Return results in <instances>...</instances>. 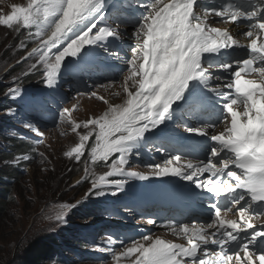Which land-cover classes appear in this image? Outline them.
<instances>
[{
	"label": "snow or ice",
	"instance_id": "obj_1",
	"mask_svg": "<svg viewBox=\"0 0 264 264\" xmlns=\"http://www.w3.org/2000/svg\"><path fill=\"white\" fill-rule=\"evenodd\" d=\"M134 3L138 16H118L111 23L114 0H28L26 6L13 4L10 13L0 14V25L17 31L22 27L26 40L35 43L21 57L33 61L22 75L39 72L48 88H54L64 73L87 70L98 50L126 64L123 81L109 77L93 85L119 84L126 97L123 103L109 104L91 91L87 95L108 104L102 115L76 122L71 119L76 105L59 112V121L79 136L65 156L79 163L92 140L84 176L77 182L90 183L85 197H116L132 180L163 177L189 182L195 195H204L206 217L159 224L186 243L159 235L135 239L109 233L100 250L113 264H264V227L251 222L264 216V0ZM215 18L246 24L242 35L248 43L241 44L228 29L212 26ZM121 24L132 26L135 41L131 56L125 58L110 47L126 34ZM26 47L21 41L20 48ZM236 49H244L245 55H234ZM19 80L13 77L14 86L5 93L11 99L21 97ZM90 126L83 134L78 131ZM25 127L43 136L35 124L27 122ZM180 128L206 141L204 158H188L183 143L187 137L177 131ZM150 137L157 138V150L166 158L147 164V172L133 170L132 157L140 156ZM29 159L16 157L17 162ZM98 162L107 168L102 175L90 167ZM80 203L63 206L55 217L58 226ZM229 213L238 219L227 218ZM146 223L156 225L158 220L148 218Z\"/></svg>",
	"mask_w": 264,
	"mask_h": 264
},
{
	"label": "rangeland",
	"instance_id": "obj_2",
	"mask_svg": "<svg viewBox=\"0 0 264 264\" xmlns=\"http://www.w3.org/2000/svg\"><path fill=\"white\" fill-rule=\"evenodd\" d=\"M4 38L9 39V36L0 37L1 40ZM13 46L14 45H12L11 49H13ZM10 56V60H2L3 57L0 58V77L8 73L9 69L12 67L15 53L11 52ZM4 81L5 78L2 82ZM118 93L120 94L106 99L109 104L123 103L126 98L125 94L122 90ZM73 105H76V109L72 112L71 119L76 122H82L90 117L100 116L108 109V104H105L96 98H92L89 95H71L67 107L71 108ZM29 110L31 111L32 108L30 107ZM33 112L36 113L35 111ZM48 113L49 112L46 111L38 115L36 114V117L40 120V125L37 127L39 128V131L43 133L42 137L33 133L24 136L23 138H14V142L19 139L29 141L36 147L37 153H43L44 155L41 157L36 153L35 156L32 157L30 155V150L28 149V152L18 153L19 155L15 156L13 162L19 165L21 171L20 175L23 179L15 189L13 188L15 199L11 200V220H6V223L3 224V230L0 231V235H5L4 237H0V256L5 253V256L7 257V259L0 261V264H6V262L9 261H12V264H14L12 260L13 254L10 255V252L13 251V248L18 241V244L20 242L22 243L19 255H24L29 242L34 239L36 235H40V232H45L46 234H58V231L61 228H65L68 232L67 236L74 239V231L76 229L81 230L84 225L89 224H91L92 227L91 231L93 234L91 233L90 235L92 236L91 239L93 245L90 246L87 251L83 252L82 255H89L96 263L86 262L85 264H113L110 255L105 251L100 250L104 247V242L107 240L108 234L116 228L118 232L111 234H119L120 236L128 237V232H132L133 235L129 238L140 239L142 237L140 229L142 228L147 214L145 211L131 214L122 209L126 212L124 216L113 214V217L110 218L111 214L107 212L99 220L93 218L86 219L85 213L81 212V205L79 204L68 212L67 222L58 226L55 217L64 210L63 206L65 204H75L76 201L81 198L90 201L92 197H85V193L90 187L89 182H84L79 189L77 188L78 185L82 184H78L77 182L84 176V162L87 158L81 159V161H83L81 164L75 161L76 163H74V167L83 165L82 172H75L74 168L72 170L68 169L69 164L66 162L68 157L64 155L69 146L70 150L79 143L78 134L73 132L69 125L61 123L59 119L54 120V122L49 121V124H46L44 119H47ZM5 115L10 114L7 111L5 112ZM3 126H6V124ZM20 126L23 127L24 123L21 122ZM171 127L172 126H170V128ZM90 130L91 126L89 129H80L78 131L80 134H83ZM177 131H179L182 136L187 134L183 133V128H180ZM165 134L170 135L171 133L169 130H165ZM37 139L42 140V143L39 145L34 144V141ZM4 142H6V144L9 143L6 140ZM183 143L187 145L186 151L189 153V157L197 145L186 142L185 140ZM168 151L172 152L173 149L169 146ZM22 155H28L30 159L17 162L16 157ZM100 166L103 167L105 165L103 162H98L95 166L90 167L94 168L96 175H101L104 169L100 168ZM147 171V167L142 168V172ZM174 179L175 178L173 177L155 178L154 181L143 183L141 186L146 190L151 189L152 193L149 196H151V201L153 202L164 196ZM133 185V183H129L126 187H132ZM52 198L55 199L52 200ZM109 203V200H106L102 204L107 206ZM113 210L121 209L113 207ZM147 226H149V224H147ZM157 232L161 234V231L158 230ZM60 235L63 236V232L60 233ZM59 239L64 240L63 237H60ZM57 242L60 243V241ZM72 250L73 247L70 243H60L57 245V252L60 253V256H65L71 253ZM70 257L77 259L79 255L73 253ZM15 261L18 263L16 257ZM49 264L55 263L51 261ZM77 264L83 263L80 261ZM121 264H126V262L122 261Z\"/></svg>",
	"mask_w": 264,
	"mask_h": 264
},
{
	"label": "trees",
	"instance_id": "obj_3",
	"mask_svg": "<svg viewBox=\"0 0 264 264\" xmlns=\"http://www.w3.org/2000/svg\"><path fill=\"white\" fill-rule=\"evenodd\" d=\"M0 56H3L0 54ZM11 56L8 58H3L2 60H10ZM7 89H5V86L3 84L0 85V112L3 111L9 100L7 99V96L5 95ZM15 152H8L4 150L2 147H0V158L6 159L8 167H10V163H12L15 159ZM11 168V167H10ZM73 169V168H72ZM71 169V170H72ZM81 167L79 169H76L75 172H80ZM10 175H16L18 177V174L15 170L9 171ZM0 181L4 182L5 184L3 185L5 188V191H7L8 196H5L3 194H0V231L3 230V224L6 223V220H11L10 214V209H11V200L15 199V194L13 192H10V189L12 188L10 184H7L3 179H0ZM81 186V185H80ZM80 186H77L79 189ZM77 189V190H78ZM53 190V189H52ZM139 194V193H138ZM55 198H52L54 200ZM51 200V199H50ZM48 200V201H50ZM138 201V195H131L128 197V203L133 204ZM88 202V201H86ZM59 204V203H58ZM126 204V202H125ZM91 206V205H89ZM58 234L55 233H50L46 234L45 232L40 235H36L34 239H32L28 247L25 249L26 251L24 252V255H19V252L21 251V242L18 244L16 242V245L13 248V251L10 252V255L13 254V263L14 264H48V262L53 261V262H59L60 264H66L65 262V256H60L59 252H57V245L60 243H70L71 246H76L78 245V242H72V241H67L69 237H64L68 235V232H66L65 228H61ZM64 233L63 236L60 235V233ZM5 235H0V237H4ZM76 236V239L79 240V244L81 248H84L85 243L87 242L86 238L83 236V234L80 231H77L74 235ZM60 237H63L64 240L59 239ZM57 241H60L58 243ZM15 257L18 261V263L15 261ZM3 259H7L5 256V253L0 256V261ZM6 264H12V261L6 262ZM73 264V263H70Z\"/></svg>",
	"mask_w": 264,
	"mask_h": 264
},
{
	"label": "clouds",
	"instance_id": "obj_4",
	"mask_svg": "<svg viewBox=\"0 0 264 264\" xmlns=\"http://www.w3.org/2000/svg\"><path fill=\"white\" fill-rule=\"evenodd\" d=\"M135 43V42H134ZM18 151L20 150H24L23 152H26L27 151V145H24L23 143H18ZM2 147V145H1ZM7 161L6 159L4 158H0V179H3V181H5L7 184H10L11 185V189H10V192H13L14 189L19 185V183L21 182V180L23 179L22 176L20 175V173L17 172L18 174V177L16 175H10L9 171H11V168L12 170H15V167H13L12 165H10V167H8V165H6ZM4 167V168H3ZM16 181V182H14ZM5 183L0 181V194H3L5 196H8L9 193H7V191H5V188H4V185ZM14 188V189H13ZM85 198H81L80 200H77V201H80L82 203H85L87 200H84ZM76 201V202H77ZM232 218H235V219H238V217L235 216V214L233 215ZM251 222L257 227V228H261V227H264V216H260V217H254L252 218ZM159 229L158 227H156L155 230ZM250 231V230H249ZM113 232H115V230H113ZM156 235V233L153 234V236ZM74 248V247H73ZM81 248V247H79ZM85 251V250H84ZM74 259L72 257H68V258H65V262L66 261H73ZM51 262V261H50ZM55 263V262H54ZM74 264H77V260L73 261ZM96 263V262H95ZM49 264V262H48ZM55 264H60L59 262H56ZM85 264V263H83Z\"/></svg>",
	"mask_w": 264,
	"mask_h": 264
},
{
	"label": "bare ground",
	"instance_id": "obj_5",
	"mask_svg": "<svg viewBox=\"0 0 264 264\" xmlns=\"http://www.w3.org/2000/svg\"><path fill=\"white\" fill-rule=\"evenodd\" d=\"M31 112H33V110H31ZM34 113V112H33ZM36 114V113H35ZM195 136V135H194ZM195 138H201V137H198V136H195ZM203 141H198L196 144L194 142H192L194 145H197V146H200V144L202 143ZM202 154V153H200Z\"/></svg>",
	"mask_w": 264,
	"mask_h": 264
}]
</instances>
